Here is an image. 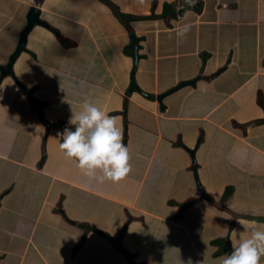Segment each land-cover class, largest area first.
Returning <instances> with one entry per match:
<instances>
[{
	"label": "crops",
	"instance_id": "0c3cea01",
	"mask_svg": "<svg viewBox=\"0 0 264 264\" xmlns=\"http://www.w3.org/2000/svg\"><path fill=\"white\" fill-rule=\"evenodd\" d=\"M108 1L154 17L131 21L129 33L103 0H0L1 66L32 7L48 24L29 32L14 64L26 92L11 76L0 84L9 117L0 126V264H217L243 225L264 230L254 219L264 218V0ZM185 22L181 39L175 28ZM131 34L140 91L131 90ZM45 94L68 108L63 117H46ZM84 98L117 117L133 196L101 192L62 155L57 131ZM235 146L241 154L230 159ZM237 188L249 203L231 200ZM92 199L97 211L111 202L121 225L87 215Z\"/></svg>",
	"mask_w": 264,
	"mask_h": 264
},
{
	"label": "clouds",
	"instance_id": "9594fccd",
	"mask_svg": "<svg viewBox=\"0 0 264 264\" xmlns=\"http://www.w3.org/2000/svg\"><path fill=\"white\" fill-rule=\"evenodd\" d=\"M191 7L195 0H186ZM188 9L186 8L185 11ZM181 19L184 13L181 12ZM187 22L176 25L175 33L183 38L190 30ZM117 117L88 98L78 110H71L67 123L57 131L62 155L71 160L80 172L97 182H118L130 171L129 150L122 139ZM231 250L217 258V264H262L264 230L243 225ZM200 264H205L204 260Z\"/></svg>",
	"mask_w": 264,
	"mask_h": 264
},
{
	"label": "rangeland",
	"instance_id": "374dc122",
	"mask_svg": "<svg viewBox=\"0 0 264 264\" xmlns=\"http://www.w3.org/2000/svg\"><path fill=\"white\" fill-rule=\"evenodd\" d=\"M10 86H11V89L14 87L13 83H11V80H8V82L5 84L6 93L11 90V89L10 90L7 89ZM2 97H4V96H2ZM44 97L50 103V107H47L45 109V112L47 113L46 117L48 119L52 118L53 120H56V119L63 117L64 116L63 113L66 110H68V108H66V106L64 105L63 108L60 109L57 105L58 102L55 100L54 96L51 94H45ZM9 101H11V98L9 99ZM2 104H4V102ZM5 104H6V101H5ZM8 106H10L9 102H8ZM3 107H4L3 105L0 107V126H4V124L9 120L8 119L9 117H6V109H3ZM60 113H61V115H59ZM129 121L133 122L132 121V113H130ZM53 124H55V123H53ZM55 128L59 129L60 125H57V126L55 125ZM131 129H132L131 133H133V128L131 127ZM131 133H130V135H131ZM130 143H133L132 136L130 137ZM240 154H241L240 149H237V146H235L234 150H232L229 153L230 159H232V157H233V159L237 158V157H239ZM8 165H10V164H6V167ZM14 171H17V169L14 168ZM10 172H13V171H10ZM129 174H132V173L128 172L127 177L122 178L118 182L104 181V182H100V184H98L97 186L94 184L93 187L98 188L99 186H101L100 191L103 193L105 192L106 194H109L111 196H125V197L133 196V192L129 189L136 188V184L134 183L135 182L134 177L133 176L130 177ZM1 183L3 186V182H1ZM124 184H125V186H123ZM238 184H242V183L238 181ZM237 187L241 188L240 185H238ZM238 188L236 189L235 196L233 198L230 197L231 200L238 197V198H240V201L242 203L243 202L249 203V201L243 199L245 197V196H242L244 190H242V189L239 190ZM121 189H125V193L123 195L120 194ZM92 200L93 201L90 202L86 207V214L87 215L96 216L100 221H102L104 223H117V225H119V226L121 225V220L123 219V214H122V217H119L117 214H115L112 211L113 204L111 202L104 201V205H103L102 209L97 211L98 201H96V199H92ZM230 203H231V205H235L236 207H238V204H232V203H234L233 201H230ZM242 203L240 205H242ZM83 210H84V208H83ZM84 211H82V208H79V209H77V211H73V212L74 213L77 212L78 215H81L82 212H84ZM77 214H72L71 216L78 217ZM153 264H156V263H153Z\"/></svg>",
	"mask_w": 264,
	"mask_h": 264
},
{
	"label": "water",
	"instance_id": "95a60500",
	"mask_svg": "<svg viewBox=\"0 0 264 264\" xmlns=\"http://www.w3.org/2000/svg\"><path fill=\"white\" fill-rule=\"evenodd\" d=\"M184 9L179 10V12L181 13ZM38 25L45 26V27L48 26V24L44 20L41 19V10L38 8L32 7L29 11L27 25L21 33V37H20V41H19V44L17 46V49L11 55L9 62L6 65H3V66L0 65V84L4 80L5 77L11 76V78L14 80V82L20 86L22 91L26 92V89L24 88V86H22L16 78V75L14 72V64H15L17 58L20 56V54L25 50L29 32L34 27H36ZM130 51H132L131 56H132L133 63H134V71L132 73L131 90L132 91H140V89L138 88L136 81H135V71H136V68L138 65V61H139V54H138L139 53V39L135 34L130 35ZM161 98L162 97H160V99ZM196 181H197V179H196ZM254 219L259 220V221H264V218H254ZM86 229L91 230V231H95V229L91 226H86ZM96 232L102 236L104 235L103 232H100L97 230H96ZM108 238L110 239L112 244L118 248V250L124 252V249L120 245V241L118 239H113L110 237H108Z\"/></svg>",
	"mask_w": 264,
	"mask_h": 264
},
{
	"label": "trees",
	"instance_id": "16d2710c",
	"mask_svg": "<svg viewBox=\"0 0 264 264\" xmlns=\"http://www.w3.org/2000/svg\"><path fill=\"white\" fill-rule=\"evenodd\" d=\"M105 3L108 4V6H110L114 13H115V16L118 18L119 22L125 27V29L131 33V29H130V26H129V23L131 21H136V20H143V19H147V18H153L154 17V14L150 15V16H145V17H142V16H135V15H129V14H125L123 12H121L117 7H115L111 2H109L108 0H103ZM174 5H167L164 7V10L161 14V17L163 18H166L168 15H170L171 13H174ZM261 102V100L259 101V103ZM34 105L36 107V110L38 111V114L40 116V118L44 121V118H43V114L41 112V107L38 105L37 102H34ZM230 192V189H227L224 193V196H227V194ZM227 246V245H226ZM225 252H229L227 250H223L222 248L217 251V253H221V254H224Z\"/></svg>",
	"mask_w": 264,
	"mask_h": 264
}]
</instances>
